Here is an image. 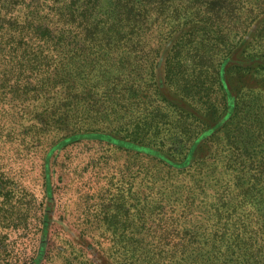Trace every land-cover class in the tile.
Segmentation results:
<instances>
[{
  "label": "trees",
  "instance_id": "16d2710c",
  "mask_svg": "<svg viewBox=\"0 0 264 264\" xmlns=\"http://www.w3.org/2000/svg\"><path fill=\"white\" fill-rule=\"evenodd\" d=\"M173 3L176 10L167 12ZM150 28L147 47L140 39ZM251 65L264 70V0H0V92L18 102L29 95L42 106L54 90L59 99L54 101L68 112L67 126L44 159L48 205L53 149L96 141L147 159L127 188L119 189V225L127 227L128 215L148 219L140 206L149 204L161 235L147 239L121 230L110 235L111 248L119 245V251L108 254L80 234L71 240L76 259L84 256L89 264H264V234L239 219H223V229L206 239L209 249L193 255L177 246L198 242L201 234L187 219L179 177L198 169L194 150L202 140L217 150L225 124L243 113L240 101L248 94L264 95V89L251 91L246 83L237 96L231 91L240 78H248ZM77 113L85 114L78 125L73 123ZM245 115L260 123L264 108ZM142 181H150L152 194L164 197L165 204L153 207L142 196L147 188ZM121 195L134 199L128 206L132 214ZM49 206L30 264H46L51 255L46 247ZM0 264L13 263L0 252Z\"/></svg>",
  "mask_w": 264,
  "mask_h": 264
},
{
  "label": "rangeland",
  "instance_id": "374dc122",
  "mask_svg": "<svg viewBox=\"0 0 264 264\" xmlns=\"http://www.w3.org/2000/svg\"><path fill=\"white\" fill-rule=\"evenodd\" d=\"M175 5L167 12L176 10ZM151 32L150 28L145 38L140 39L146 46ZM248 71V78L241 76L237 90H231L234 96L243 87L242 83L251 87V91L258 90L253 87L264 89V70L251 65ZM10 96L11 93L5 96L0 92V252L13 264H30L42 241V217L49 206L44 159L57 133L67 126L68 112L54 101L53 98L57 99L54 90L42 106L30 100L29 95L21 102L11 101ZM239 103L243 113L225 124L217 150L212 152L206 139L202 140L194 150V160H200L198 169L179 177L177 191L182 192L187 203V219H192L201 233L200 241L177 245L184 247L186 254L209 249L206 239L223 229V219H239L264 234V119L257 123L245 115L257 106L264 108V95L257 98L248 94ZM83 117L85 114L77 113L73 123L78 125L77 121ZM205 121L210 127L214 125L208 118ZM177 147L181 149L183 145ZM145 159L112 145L86 140L59 152L52 150L48 175L53 200L49 206L51 220L46 240L51 255L46 264H89L84 256L77 259L73 256L77 249L71 240L80 234L108 254L119 251V245L111 248L110 235H119L121 230L147 239L161 235L158 233L163 229L152 223L156 211L149 204L140 206L141 213L149 220L128 215L127 227L119 225V189L127 188L125 183L140 165L147 164ZM142 182L147 185L142 196L146 195L153 207L165 204L164 197L157 192L152 194L155 191H151L150 181ZM124 197L121 195L120 199L128 204L126 208L132 214L128 206L134 199ZM67 257L69 261L65 262ZM96 258L101 260L99 255ZM102 264L106 263L102 261Z\"/></svg>",
  "mask_w": 264,
  "mask_h": 264
}]
</instances>
